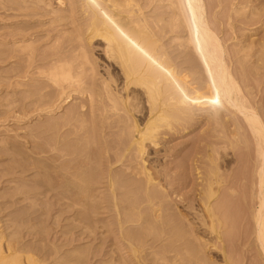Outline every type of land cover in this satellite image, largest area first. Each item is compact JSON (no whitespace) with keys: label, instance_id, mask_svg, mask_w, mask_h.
Returning <instances> with one entry per match:
<instances>
[{"label":"bare ground","instance_id":"1","mask_svg":"<svg viewBox=\"0 0 264 264\" xmlns=\"http://www.w3.org/2000/svg\"><path fill=\"white\" fill-rule=\"evenodd\" d=\"M239 1L57 0L62 8L51 10V0H37L48 8L49 28L2 36L13 46L4 45L2 60L17 63L5 71L3 90L23 96L2 98V128L13 134L0 155L14 163L7 174L21 175L10 176L18 189L0 202V264L89 263L108 242L109 257L96 264H203L209 242L223 264H264V94L252 90L264 68V37L224 32L235 20L256 23L255 9ZM2 2L21 16L39 13L30 0ZM194 115L209 121V144L202 165L192 155L178 164L170 140ZM33 119L30 141L11 127ZM223 168L231 173L223 177ZM39 188L49 194L44 207L31 200ZM43 214L50 230L66 229L69 251L23 240L47 239L48 228L37 226ZM158 243L163 248L148 258L147 247Z\"/></svg>","mask_w":264,"mask_h":264},{"label":"rangeland","instance_id":"2","mask_svg":"<svg viewBox=\"0 0 264 264\" xmlns=\"http://www.w3.org/2000/svg\"><path fill=\"white\" fill-rule=\"evenodd\" d=\"M29 1V0H28ZM35 1V2H34ZM56 1L57 0H51V3L53 4H51V10L52 9H54V10H56V9H61L62 7L60 6L59 7V5H57V3H56ZM239 1V0H238ZM37 2V0H30V2L28 3V5L29 6H31V7H34V8H36L35 9V11H38L39 13H37V14H34V16L32 15V14H29V15H27V16H21V15H23V12L21 11V12H19V11H15V10H13V9H10V10H8V11H5V9L3 8V2H2V0H0V113H1V110H2V98H3V96H4V94L5 93H7V95H8V98H10V99H14V98H16V99H18L19 97H21V96H23L22 94L23 93H18V91L16 90H14L13 91V89H9V91L8 92H5L4 90H3V86H2V82H3V75L5 74V71L6 70H11L15 65H17V63H15L14 61H15V58L14 57H11V58H9V61H3L2 60V55H3V50L2 49H4L5 48V46H6V48H7V46H8V49L9 48H12L13 46H11V44L9 45H5L3 42H1V41H3L2 40V36L4 35V34H6V33H9V32H13V31H16L18 28H20V27H22V26H31L33 29H31V31L33 30V32H34V30H36L35 31V33L34 34H42V33H44L49 27H47L48 26V24H46L47 23V20L50 18V16L49 15H47L46 14V10H48V8L45 6V4H44V6H42V4L43 3H39V5L38 6H36L35 5V3ZM239 3H241V4H243V5H247V11L250 9H255V11L257 12V15L253 18V17H251L250 18V20H256V23L254 24V26L253 25H251L250 24V22H237L236 20L233 22V27L231 28L232 29V31H230V29H229V31L227 30V28H229V27H225V29H224V32H226L227 33V36L229 37L231 34H232V32H234V35L236 36L237 35V37L238 38H248V39H255V40H259V39H261V38H263L264 37V0H240L239 1ZM250 3V4H249ZM46 7V8H45ZM2 8V9H1ZM30 8V7H29ZM49 9V10H50ZM149 9H150V7H149ZM148 8H147V10H146V14H148V15H150V14H153V10H149ZM30 11H31V9H29ZM29 10H27L26 11V13H28V12H30ZM33 10V9H32ZM247 11H245L244 12V16H243V14H241V17H245L246 15H247ZM44 12V13H43ZM19 14H21V15H19ZM44 15V16H43ZM23 18V19H22ZM248 20V19H247ZM45 23V24H44ZM250 28H252L251 30H249ZM45 29V30H44ZM40 31V33L38 32V31ZM30 31V32H31ZM32 32V33H33ZM231 33V34H230ZM230 34V35H229ZM220 36H221V39L225 36H223V34L221 33L220 34ZM98 42H95L93 45H92V49H93V57L95 58V60L97 61V66H98V70H99V72H104V64H106L105 62V60H104V58L102 57V53H101V45H99V43L97 44ZM5 45V46H4ZM9 46H11V47H9ZM13 49V48H12ZM11 50V49H10ZM10 53H12L11 51H10ZM13 54V53H12ZM100 65V66H99ZM102 66V67H101ZM184 68V67H183ZM186 72H188L187 70H186ZM9 74H11V71H10V73ZM255 80V78H254V76H249V80L250 81H252V80ZM253 80V81H254ZM260 83V84H259ZM256 84L258 85L259 84V86H255L254 85V87H253V91L256 93V92H258L259 94L258 95H260V93L261 94H264V68H263V70L259 73V75H257V78H256ZM256 87H258V89L256 88ZM257 90V91H256ZM21 103H20V101H16V103L14 104V105H17V106H19ZM0 116H1V114H0ZM198 116V117H197ZM205 118L202 116H200V115H194V118L192 119V125L190 126V127H188L187 128V130L186 131H180V133L179 134H175V136H172L173 138H171V140H170V146H171V149H173L172 150V152L170 153V155L173 153V154H175V156L176 157H174V159L175 160H177L176 162L178 163V164H181V163H179V160L181 159H183L184 160V158L186 157V155H190L188 158L186 157V159H187V161L186 162H189V158L191 157V155L196 159V161L198 162H196L198 165L199 164H201L202 165V160H203V158H204V153H202V152H204V150H205V146H206V144H207V142H208V144H209V140L207 139L208 137H209V134L207 135V132L209 131V126H208V124H209V121H207V122H205L206 120H204ZM39 121H38V119H33L31 122L30 121H28V122H19V123H11V127H13V128H18V130H17V132L20 134V136L21 135H23V136H25V139L26 140H31V137L30 136H28V134H27V132L29 131V129L32 127V126H34L36 123H38ZM205 123H207V124H205ZM2 124H3V122H2V120H1V118H0V146H3V142H2V139H4L5 137H8V134H13V132H7L8 134H6L5 133V131H4V129L2 128L3 126H2ZM19 126L21 127V128H19ZM208 127V128H207ZM205 129H207L206 131H205ZM209 133V132H208ZM203 137V139H207V140H203L202 139V137ZM200 139H201V141H200ZM9 140H13V139H9ZM18 140H19V142H17V145H24V143H23V139H21V141H20V139L18 138ZM206 141V142H205ZM13 142H16V141H14L13 140ZM200 143V144H199ZM202 143V144H201ZM204 143V144H203ZM2 144V145H1ZM200 145V146H199ZM203 145H205V146H203ZM25 146H29V144H25ZM173 146V147H172ZM174 146H175V149H174ZM203 146V147H202ZM200 147V148H199ZM25 147H23V149H24ZM162 148V147H161ZM202 148V149H201ZM203 148H204V150H203ZM199 149V150H198ZM24 150H27L26 148L24 149ZM202 150V151H201ZM176 151V152H175ZM45 153H42L43 155H47L48 153H46L47 151H44ZM175 152V153H174ZM164 153H162V152H160V154H159V157L160 158H165L164 156L165 155H163ZM167 155H169L168 153H167ZM178 155V156H177ZM203 156V157H202ZM184 157V158H183ZM171 158H173V156H171L170 157V159ZM174 160V161H175ZM180 160V161H181ZM185 161V160H184ZM201 161V162H200ZM191 162V161H190ZM183 163H185V162H182V164ZM14 163H13V161L11 160V157L8 155H5V156H1L0 155V202H2V201H4L7 197H9L12 193H14V192H16V190L18 189V188H16V186H19V184L17 185L16 183H14V182H12V181H9L8 179L10 178V176H20L21 174L20 173H16V174H7L6 173V169H7V167L8 166H12ZM172 166H173V164H172ZM171 166V167H172ZM200 166V165H199ZM235 164L234 165H232V168H235ZM198 167V166H197ZM177 168V167H176ZM191 169H192V167H191ZM172 171L174 170V171H177V172H175V173H180L182 170H183V167H182V170H180V168H178V170H176V169H174V168H172L171 169ZM180 170V171H179ZM185 172H188V171H185ZM190 172H192V174H193V171H190ZM28 173V174H27ZM32 173V174H31ZM184 173V172H183ZM222 173H223V177H225V175H228V174H230L229 173V170H227V168H223V170H222ZM6 174V175H5ZM35 172H34V170L32 169V171L31 170H28L27 172H25V175L24 174H22V176L24 175L25 176V179L27 178V179H30V178H32V177H34L35 175ZM180 174H182V173H180ZM191 174V175H192ZM6 176H8V177H6ZM37 176H39V177H41L42 175L41 174H38ZM193 177H194V174H193V176H192V179H193ZM177 178L178 177H174V178H172V179H174L173 181H176L177 180ZM195 179V178H194ZM193 179V180H194ZM7 180V181H6ZM195 181H196V179H195ZM10 182H12V183H10ZM13 185H15V186H13ZM13 186V187H12ZM10 187V188H9ZM21 187V186H20ZM12 188V189H11ZM27 188V187H26ZM7 189H9L8 191H7ZM45 188H39V190L40 191H43ZM187 189H189V188H186V189H184V190H182V191H187ZM5 191V192H4ZM6 193V194H5ZM44 194H47V195H44ZM18 196H21V194L19 195V193L15 196V197H18ZM48 196H49V194L48 193H46L45 192V190H44V192L43 193H38L37 194V196L35 197V198H33V199H31L32 201H35V202H37V203H39L40 202V204H38L36 207H44L45 206V200H46V198L48 199ZM28 201L29 200H25V201H23L21 204L23 205V204H27L28 203ZM17 206H20V204H18ZM10 210H11V208H9ZM3 215V212H1V214H0V216H2ZM46 215L47 214H43V216H40L41 218V221H39V222H37V226L40 228V229H46V227L48 228L47 229V232H48V235H47V239L45 240V241H37V240H35L34 238H33V236H31V235H26V236H24V238H23V240L24 241H27V242H34V243H36V244H38V243H44L45 244V246L47 247L48 246V248L50 247V245H52V244H54L55 242V244L56 245H61L62 244V246L60 247V252H66V249H67V251H69L68 249H70L72 246H65L64 244H65V241H66V239L65 238H67L69 235L67 234V232L65 231L66 229H64V228H61L60 230H62V231H59L58 229L59 228H56V230L55 231H57L58 230V232L57 233H55V231L54 230H50V227H53L54 226V223H52L51 221V219L49 218V217H46ZM4 217H5V219H8L7 221H4L5 223H7V222H10L9 221V216H3L2 217V219H4ZM50 217H51V215H50ZM64 216H62L61 218H63ZM49 218V219H48ZM43 220V221H42ZM37 220H34L33 222L35 223ZM43 222V223H42ZM63 222V221H62ZM52 223V224H51ZM61 223V222H60ZM1 224H3V223H1ZM62 224V223H61ZM41 226H42V228H41ZM10 230V229H9ZM50 230V231H49ZM97 231V230H96ZM102 231V230H101ZM101 231H97L96 233H97V235H98V237H100V235L102 234V233H100ZM7 232H8V230H7ZM62 232V233H61ZM65 232V233H64ZM74 232H75V235L76 234H78V231H76V229L74 230ZM77 232V233H76ZM105 232V231H104ZM114 234H116V231H114L113 232ZM113 233H111V234H113ZM108 234V235H107ZM111 234L109 235V233H106L105 232V234L104 235H106V236H108V238H112V236H111ZM59 235L61 236L60 238H58L59 237ZM63 235V236H62ZM103 234L101 235V236H104ZM66 236V237H65ZM26 238V239H25ZM63 240H65V241H63ZM209 240H210V235H209ZM54 241V242H53ZM62 241V242H61ZM49 243V244H48ZM52 243V244H51ZM61 243V244H60ZM78 243V242H77ZM110 242H108V243H106L104 246H103V251L100 253V255H97V256H95L94 258H92L90 261H89V263L87 262V263H82V264H96L97 262H99V261H101V259H103L102 257H104V258H108L109 256V250L110 249H112V246H111V248H110V246L108 245ZM48 244V245H47ZM156 245V244H155ZM152 246V247H147V252H149V254H148V258H152V256H153V252H159L163 247H161L162 245H161V243H158V245H156V246ZM114 247V246H113ZM155 247V248H154ZM158 247V248H157ZM104 248H106V249H104ZM154 248V249H153ZM212 247H211V243L209 242V245H208V247H207V249H206V257H207V259H209V260H214V261H216V262H218L219 264H223V263H221L222 261H221V258L219 257H214V255L212 254V251H210V249H211ZM151 249V250H150ZM157 249V250H156ZM64 250V251H63ZM212 250V249H211ZM124 251V250H123ZM107 252H108V254H107ZM103 253H106L104 256H103ZM117 250H116V248L114 249V253L113 254H115L114 256H116L117 257V255H119V253H117ZM121 253H123L122 251H121ZM152 253V254H151ZM123 256H125V255H127L128 256V253H123L122 254ZM167 255H169V253L167 254ZM90 256V255H89ZM102 256V257H101ZM127 256H125V257H127ZM130 257H127V259H129ZM212 258V259H211ZM251 258V257H250ZM49 259V258H48ZM47 259V261L46 262H49L50 260H48ZM216 259V260H215ZM130 260V259H129ZM209 260H208V263H203V264H209ZM250 259H247V258H245L244 259V261H243V264H251V262L249 261ZM247 261V262H246ZM93 262H95V263H93ZM183 264V263H181V262H179V261H176V262H170V261H164V263L163 264ZM116 264H119V263H116Z\"/></svg>","mask_w":264,"mask_h":264}]
</instances>
